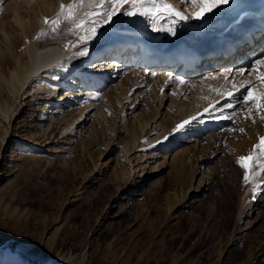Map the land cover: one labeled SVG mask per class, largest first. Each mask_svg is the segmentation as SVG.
I'll return each instance as SVG.
<instances>
[{
    "label": "rangeland",
    "instance_id": "obj_1",
    "mask_svg": "<svg viewBox=\"0 0 264 264\" xmlns=\"http://www.w3.org/2000/svg\"><path fill=\"white\" fill-rule=\"evenodd\" d=\"M5 1L0 0V4ZM99 2L61 0V5L66 7L49 13L46 16L49 22L45 23L44 20L42 31L36 37L57 35L59 40L72 45L69 56L75 57L77 50L74 49L81 43L80 35L86 33L76 29L74 21L88 19L85 13L89 11H96L102 16L104 8L110 7V0H104V7L97 8ZM161 2L170 4L167 0H144L141 6L154 8L155 4ZM70 4L74 5L73 15L71 19H66L69 12L67 5ZM252 4L240 11V16L233 22L230 18L223 23L222 31L230 30L240 17L257 12L255 3ZM38 7L37 3H26L22 8L25 14L22 19L26 20ZM131 9V3L124 4L109 25H104L103 20H100L97 29L99 37L83 42L89 54L86 55L88 59L79 61L84 70L81 72L88 68L96 70L92 76L95 81L89 82L86 89L83 86L82 92H75L74 84L70 89L60 70L55 77L42 74L46 84L45 81H41L43 84L33 82L27 93L20 96L18 92L12 105L14 114L9 117V121L0 117V132L5 130L6 133L1 136L4 142L0 143V251L21 247L34 264H74L76 255L82 251L85 255L93 256V260L87 264H114L116 259L123 263L121 255L125 253L130 254V264H264V250L261 251L264 246V182L258 184L255 194L251 193V189L248 192L253 200L252 209L247 207L238 211L240 195L237 194L246 183L243 180L245 169L238 163L239 149L235 144L239 140L237 137H244L247 130L239 132L242 126L233 119L210 118L212 111L195 112L177 124L173 120L174 113L182 105L191 106L194 110L197 105L208 100L206 94L198 88L194 89L191 82L195 84V81L207 79L208 74H204L208 72H216V75L220 68L210 69L206 64L202 68L197 67L193 73H185L179 70L178 60H175L170 70L158 71L155 69L160 66L158 64H136L134 48L122 54L127 63L117 69L111 68L112 61H106L117 46L111 47L109 51L99 50L110 41L141 39L154 46L156 38L161 36L160 32L189 31L188 27L197 25L193 20L182 21L164 12L156 15L143 12L134 16L123 14ZM1 20L16 24L11 15ZM18 24L16 26L19 27ZM15 29L3 30L0 24V46L4 45L7 33L12 38L24 37L23 31ZM178 38L190 43L193 41L190 36L179 35ZM96 49L100 51L98 57L92 53ZM161 49L167 50L168 46ZM201 50L204 53L216 51L209 46ZM118 51L116 56L120 58L122 52L119 54ZM258 54L257 59L264 57V45ZM201 57L209 59L206 55H200L199 61ZM250 62L245 64L249 68L245 69L247 77L252 73L264 72L262 66L257 68L253 60ZM192 65H196V62ZM253 68L257 70L253 71ZM162 72L169 73V82L159 89L164 92L161 99L160 93L153 95L151 86L154 82V89L158 87L156 78L163 77ZM54 82L61 84L57 92L51 90ZM122 86H125L129 99L123 103L124 100L119 102L116 98L110 106L112 111L106 101L111 94L119 97L118 88ZM6 93L11 100L13 95L10 90L1 84L0 96ZM31 95L34 97L31 98ZM90 96L93 99H88ZM86 99L92 100L93 106L89 114L85 115V120L82 119L74 129L59 130V125L76 116ZM237 100L234 99L233 105H236ZM98 108L100 110L95 111ZM114 111L118 112L116 118ZM123 116L125 119L122 124ZM142 116L149 120L135 141L136 147L125 152L124 136L128 134L130 126L133 132L139 131L138 122L143 119ZM192 117L197 119L176 134V126ZM243 121L247 129L254 130L261 121V125H264V121H259L258 117L246 116ZM165 132L166 135L157 142L172 140L169 148L152 147L155 139ZM208 132L211 134V149L218 150L207 160H196L200 167L196 168L193 162L191 170L196 168L198 175H203L202 178L209 183L201 189L192 188L186 194L182 184L188 179V172L183 166V157L191 151V136L196 138L195 154L200 155V150L206 148L203 137ZM141 136L151 138L145 142H150L149 146H141ZM53 143L61 146L53 149ZM34 150L39 157L36 162L30 159ZM262 152L261 158L252 162L255 166L259 163L261 167L264 166ZM235 153L237 156H234ZM121 168L126 171L123 175ZM126 176L132 179L135 187L119 195L115 191L117 186L125 182ZM174 197L177 203L173 205ZM109 201L111 205L107 207ZM171 206L172 212L169 213ZM96 224L99 229L92 232L91 227ZM55 227L57 243L49 248L43 242L54 233Z\"/></svg>",
    "mask_w": 264,
    "mask_h": 264
},
{
    "label": "bare ground",
    "instance_id": "obj_2",
    "mask_svg": "<svg viewBox=\"0 0 264 264\" xmlns=\"http://www.w3.org/2000/svg\"><path fill=\"white\" fill-rule=\"evenodd\" d=\"M167 1L177 11H180L184 15L189 16V17L193 16L197 8L192 3V0H167ZM199 2L200 0H197V4ZM26 3H37V5H39L38 7L39 9L34 8L33 13L31 15H28L27 19L25 20L24 18L22 19V17L25 16L22 8L24 7V5H26ZM252 3H255L256 8L258 9L257 12L253 11L251 12V14H246V16L240 17L237 23L233 25V27L230 30L222 31L221 26L223 23H225L230 18H231V22H233V20L237 19L240 16L239 12L245 10L247 6ZM182 6L183 8L181 9ZM60 7H61V0H6L4 3L0 4V24L3 30H6L7 28H10V29L16 28L20 32L21 31L24 32L23 38H21V36L19 37L14 36V38H12L11 34L10 35L8 33L5 34L6 36H4L5 37L4 45L0 46V85L2 84L3 86H5V88L9 89L11 92V95H13L11 96V100H9L10 96L7 93L0 96V117L1 119H4V120L8 119L9 121L10 119L9 117L14 114L12 113V105H13V102L16 101L17 99L18 92L20 93V96L24 95L25 93H27V91L29 90V87H31V84L33 82H36V83L38 82V84L41 81L44 82L45 79L43 75L47 77L48 76L55 77L59 74L57 71L60 70V72L64 74V79L68 81V83L66 84L69 86V88L72 84H74L76 89L74 90L73 88L72 91L74 90L75 92H80L83 86H84V89H86L85 87L89 84V82L94 80L92 76L95 75L94 72L96 70L88 68L85 70L86 73L81 72L82 65L79 61L82 59H88L87 56H78L76 54H75V57L69 56L70 51L73 49L72 45L69 42L67 41L62 42L61 40H59V38L56 37L57 35L55 34L54 35L51 34V36L42 35L39 38L36 37L39 31L40 32L42 31L41 30L43 28L42 23L46 19V16L49 13H52L53 11L57 12ZM9 15L13 16V20L16 22L17 25H19L18 23H20L19 27L16 26V24H13L12 23L13 21L11 22V21L6 20L2 22L1 18L9 16ZM187 20H193V22L197 24L196 27H188L189 31H186L185 29L179 32H176V31H170L167 33L160 32L161 36L156 38L155 42L153 43L154 46L149 45L146 41L141 40V39L133 40V39L122 38L116 41L115 40L110 41V43L101 46L99 50L109 51L111 47L117 46V49L115 47V49L112 51L113 53L111 52L109 53L110 59L106 61L107 63L112 61V67L110 65L109 66L113 69H117L120 66H123L125 63H127L126 57L124 58L122 54L127 52L130 48H134L133 51H136L134 55L135 56L134 60H136V64L139 63L144 66L149 65V64L152 66L158 64L160 66L158 68H155L158 71L159 70H170L171 66H169V63H171L174 60L180 61L177 63L178 65L177 67L179 68V70L184 69L185 73H188L189 71L193 73L195 72L197 67L202 68V66L206 64L207 66H210V69L220 68L219 72L217 70L218 73L216 75H215L216 72H213L214 73L213 76H212L213 73L208 72L204 74L205 76H207L208 74L209 77L207 79L200 80L199 82L195 81V84L191 82L194 86L193 88L194 89L198 88V90H200L203 94H206L205 98H208V100L203 103H200L196 107L194 106L195 107L194 110L191 108V106L189 108L187 107V105H182L180 109H178L174 113V119L172 118L173 120H175L174 124L180 123V121L189 117L195 112L205 113L206 112L205 109H208V111L213 112V113H210V118L216 117L217 119H220V120L222 119L225 120L227 119L225 117L233 116V113L235 112L237 113V115L234 116L233 121L238 122L240 127L242 126L244 130H247L244 137L242 136L237 137L239 138V140H238V143L235 145L237 149H239L238 156L239 157L247 156L249 155V153H251L254 157L253 161L259 160L263 152L261 149L255 148L254 146L259 143V138L261 136H264V125L262 124L263 127H261L262 121L258 125H256L254 130L250 128L247 129L246 126H244L245 123H243L244 122L243 118L244 117L246 118V116L248 115H246V112L243 109V105L242 104L238 105L239 107L237 108V110H235V107L234 108L228 107V105L233 104L234 99L236 101L238 99V96L244 93L243 88H241L240 92H235L234 87H233L234 85L236 88H239L241 85V82H246L250 80L255 81L256 76L259 75V74L252 73L251 76L247 77L246 75L247 73L245 72L246 74L244 73V76L241 77L242 75L240 74L239 70L240 69L249 70V68H247V66L245 65L246 62H250V60H253V63L255 64L254 61H256L257 59L256 57L259 55L258 52L260 51V48L263 47L264 45V0H233V3L230 6H225L222 9L215 11L214 14H208L206 18L203 20H197L194 18H190ZM201 26H205L206 28H201ZM245 32H248V33L246 34ZM238 33H241V35ZM253 33H255L256 37ZM179 35H184V37L185 36L193 37V41L190 43L188 40H179V38L176 39V37H178ZM231 45L239 46L241 51L240 52L236 50L232 51L230 56L222 58L221 57L222 55H220V52L227 51ZM81 46H82V43H78L74 51L80 49ZM165 46H168L167 50L161 49V47H165ZM208 46L213 47L214 50L216 51L212 53H204V51L201 50V49H205ZM121 47H122L121 56L124 59L121 56L120 58L119 56L118 58L116 56L118 55V53L116 52ZM194 49L199 50L200 54H206L207 56H209V59L212 58L213 60L209 62V59H207L206 57L205 58L201 57L200 61L199 60L197 61L198 55L200 54H198L197 53L198 51L196 52V50ZM246 49L252 50L248 55H246L247 57H245L244 55V53L246 52ZM99 50L97 51L93 50L92 53L94 52L93 54H96L98 57L100 55ZM7 53H9L10 55L9 57ZM253 55L255 56L253 57ZM237 57H245V59H243V63L238 64L237 65L238 67L230 66L234 58H237ZM93 58L94 57H92V59ZM230 59L232 61H230ZM261 59H264V57ZM213 61H215L214 64H212ZM218 61L222 62V64L218 67H215ZM194 62H196V65H192ZM95 64L97 63L95 62ZM88 65H91V64H88ZM86 66H87V63H86ZM99 66H102V65H99ZM183 66L185 67L182 68ZM227 66H230V67H227ZM102 69L105 70L104 67H102ZM261 69H263L264 71V65H262ZM172 70H175V69H172ZM170 72L171 71H169V73ZM167 73L162 72L161 74H164L162 75L163 77L159 78L158 76L157 77L158 79L156 78L158 87L154 89L156 85L154 82L151 86L153 88L151 89L154 90L153 95L160 93L161 99H162V95H164V92L159 91V89L161 87L164 88L166 85H168L167 83L169 82L168 81L169 77H167L168 76ZM100 79H103V78H100ZM56 82H54L55 83L54 85L51 84L53 87L51 90H53L54 92H57V90L59 89L61 85L59 84V82L58 84ZM45 84H46V81L44 85ZM172 85H173V82H172ZM252 86L256 89L260 88V84L258 82L254 83ZM179 87L181 89L183 88V86H179ZM118 92H120L121 97L119 96L120 97L119 98L117 94L115 95L111 94L109 96V99L106 101V105H108L109 107L110 106L112 107L113 102L116 98L118 99L119 102L124 100L123 103L129 99V94L128 92H126L125 86L118 88ZM228 92H233L234 95L230 97L227 95ZM30 97L33 98L34 96L31 95ZM89 98L93 99L91 96L88 97V99ZM123 103L121 104V107H123L124 105ZM92 106H93V101L92 100L87 101L86 99V101L80 105V108L76 116L69 118L63 124L59 125L58 129L66 131L67 129L69 130L74 129L75 126L78 127V125H80L81 123V120L82 119L85 120V115L89 114V110L91 109ZM111 107L109 109H112L113 111V108ZM227 107L229 109L227 110L223 109ZM99 110L100 108L96 109L95 111H99ZM117 114L118 112L114 111L115 118ZM39 115L41 116V114ZM261 115H264V113L254 111L253 114L248 117H258L260 121ZM121 119H122V124H123L124 122L123 119H125L124 116ZM148 120H149L148 118L143 117V119H141L140 122H138L139 131L137 133L133 132L132 126H130L128 134L126 133L127 135H125L123 139V142L125 143L124 144L125 152L136 147L135 141L140 136L139 133L144 129V126L145 124H147ZM77 121L78 123L76 124ZM177 133L179 132L177 131L176 134ZM3 134H6L5 130H2L0 132V140H1L0 143L4 142V137H1ZM163 135H166V132L160 135L158 139H155V141L152 143L153 145L152 147H157L158 149L161 148L165 150L169 148V144L172 142V140L166 139V140H163L159 144L157 142L158 140L163 138ZM210 135L211 134L208 132L203 137L206 140L207 149L203 148L202 150H200V155L197 153L199 157H197V155L195 154V151L197 150L195 149L196 138L195 136H191L192 137L191 140H193L192 141L193 144L189 145V148L191 149V151L185 154V156L183 157L185 158V165L182 164L184 168L186 169L184 170L188 172V179L184 181V183L182 184V187L186 189V194L191 192L192 188H195V190L201 189L206 184L209 183L207 179L202 178L203 175L201 174L198 175L196 168L200 167V163L199 162L196 163V160H200V161L207 160L211 158L212 156H214L215 151L218 150V148L211 149L210 147L211 144L209 143V140L211 139ZM48 138L49 137L47 135L46 139ZM150 139L151 138H148V136L147 137L141 136V141H143L141 146H149L150 142H147V143L145 142L147 140L150 141ZM230 140H232V138ZM60 146L61 145H59V143L52 144L53 149L59 148ZM235 150L236 149L234 148V151ZM35 153L36 152L34 150L32 152L33 156H30V159H33L36 162V160L39 157L37 158L38 155H36L37 153L36 154ZM234 156H237L236 153ZM193 162L196 164V168L191 170V165ZM261 169L262 167L260 163L257 166L252 164L250 171H249L250 172V182L245 184V187L243 186V188L240 189L237 194V195H240V200H239L240 208H238L239 209L238 211L241 212L242 210H244L243 208H247V207L252 209L253 200L251 199V196H250L251 194L249 195L248 192L251 189V193H253V186L255 185L257 189L258 184L260 182H264V171H262ZM120 170H121V175L126 173L125 169L121 168ZM134 185L132 183V179L129 180V176H126L125 182L121 184V186H117V190L115 192L116 193L119 192V195L126 194V192L128 191L127 189L134 188L135 187ZM245 188H247V190ZM173 200L175 201V203H173L174 205L177 203V199L174 197ZM107 203H108L107 207H109L111 205V201ZM172 206L170 207L169 213L172 212L171 211ZM56 229L57 227H55L54 233H52V235H49L46 238V240L43 242L49 248L51 245L53 246V243L54 244L57 243ZM98 229H99L98 224L91 227L92 232L98 231ZM263 244H264V240H263ZM262 250H264V246L261 247V251ZM83 252L84 251L80 252L79 255H76L74 259L75 260L74 264H87L88 262L93 260L92 255H85V253ZM122 255L121 257H123L122 258L123 263H121L119 259H116L114 264H117V263L130 264L129 262L130 254L125 253L123 256ZM0 264H34V263L27 258V256L23 253L21 247H17L14 250L7 248V249H3L2 251H0Z\"/></svg>",
    "mask_w": 264,
    "mask_h": 264
},
{
    "label": "snow or ice",
    "instance_id": "obj_3",
    "mask_svg": "<svg viewBox=\"0 0 264 264\" xmlns=\"http://www.w3.org/2000/svg\"><path fill=\"white\" fill-rule=\"evenodd\" d=\"M144 0H110V7L104 8V13L101 16L96 11H89L85 13V16L88 19H80L78 22L74 21L75 28L83 31L86 33L85 35H80V42L82 43V47L77 50L75 53L79 56H86L89 54L88 49L86 45L83 43L85 41H93L99 37V33L97 31L98 27H100V20H103L104 25H109L114 21V19L117 17V14L120 13L121 7L126 3L132 4V9L124 12V15L127 16H134L138 12L143 13H151L153 15H156L160 12H164L165 15H174L178 17L180 20L190 19L194 18L197 20H203L206 18L208 14H214L215 11L219 10L220 8H223L225 6H230L233 3V0H200V2L197 4V0H192V3L194 6L199 8V11L195 12L192 17L184 15L182 12L177 11L171 4L163 3L155 4L154 8H147L142 7ZM66 6L61 5V10H63ZM74 5H67V8L69 9L68 16L66 19L72 18V9ZM97 8L104 7V0H100V2L96 5ZM92 17H97L96 19H92ZM49 21L45 20V23H48ZM55 23V21H53ZM87 25V27H86ZM55 30V29H54ZM264 65V59H257L255 61V66H262ZM257 68H253V71H256ZM245 69H240L239 72L241 75L245 73ZM258 82L260 84V88L256 89L252 85L254 83ZM183 83V81H181ZM235 92H240L241 88L244 89V93L241 94L239 100H237L236 105L229 104L228 107L234 108L237 105H243V109L246 112V115L250 116L253 114V112H260L264 113V72H261L259 75L256 76L255 81H246L241 82V85L239 88H236L235 85L233 86ZM228 96H233V92H228ZM207 112L208 109H205ZM237 115V113H233V116L225 117L227 119H233L234 116ZM262 120H264V115H261L260 117ZM197 119L196 117H192L191 120H184L181 124H178L176 126V131H179L189 125L192 120ZM239 132L243 133L245 130L243 128L238 129ZM255 148H259L262 151H264V136H261L259 138V143L254 146ZM254 160V157L251 153L247 156H240L238 158V163H240L241 167L245 169V173L243 176L244 182L247 184L250 182V174L249 169L252 166V162ZM264 171V167L261 169ZM254 175V174H253ZM256 192V186H253V193Z\"/></svg>",
    "mask_w": 264,
    "mask_h": 264
}]
</instances>
